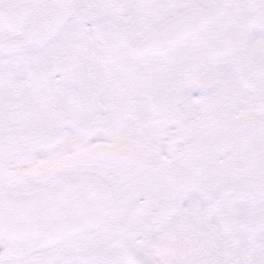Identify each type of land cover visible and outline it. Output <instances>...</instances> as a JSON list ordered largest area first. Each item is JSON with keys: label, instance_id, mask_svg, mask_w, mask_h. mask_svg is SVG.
I'll list each match as a JSON object with an SVG mask.
<instances>
[{"label": "snow or ice", "instance_id": "1", "mask_svg": "<svg viewBox=\"0 0 264 264\" xmlns=\"http://www.w3.org/2000/svg\"><path fill=\"white\" fill-rule=\"evenodd\" d=\"M0 264H264V0H0Z\"/></svg>", "mask_w": 264, "mask_h": 264}]
</instances>
